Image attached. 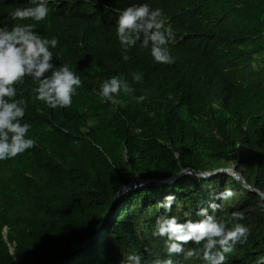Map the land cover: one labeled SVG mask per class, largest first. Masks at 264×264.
I'll return each mask as SVG.
<instances>
[{"label": "trees", "instance_id": "obj_1", "mask_svg": "<svg viewBox=\"0 0 264 264\" xmlns=\"http://www.w3.org/2000/svg\"><path fill=\"white\" fill-rule=\"evenodd\" d=\"M26 2L0 0V20ZM130 2L49 0L48 17L24 21L59 37L54 63L68 62L82 85L69 107L57 109L35 100L34 82L16 85L29 101L25 119L37 143L0 161V264H122L134 252L153 264L166 255L163 238L151 235L156 217L199 219L195 210L224 188L234 196L217 200L218 219L236 208L250 228L225 264L264 259V212L256 192L231 174L185 173L127 190L112 206L130 180L187 168L233 167L264 189V0H147L173 27L170 65L154 62L139 44L121 59L114 9ZM132 72L143 80L134 81ZM113 74L130 87L116 103H101L98 80ZM168 192L176 201L164 213L157 202Z\"/></svg>", "mask_w": 264, "mask_h": 264}, {"label": "clouds", "instance_id": "obj_2", "mask_svg": "<svg viewBox=\"0 0 264 264\" xmlns=\"http://www.w3.org/2000/svg\"><path fill=\"white\" fill-rule=\"evenodd\" d=\"M26 3L27 7H17L0 20V161L12 159L37 143L29 134L33 125L25 119L29 101L17 95V84L26 79L34 82L31 93L35 100L50 109L69 107L82 85L81 76L68 62L54 63L53 50L59 44V37L42 35L34 30L35 25L24 22L48 17L49 0H27ZM114 11L117 13L115 36L122 50V60H129V50L139 44L149 50L154 62L162 65L175 62L170 51V45L176 42L175 33L162 8L153 7L147 0H133ZM131 76L136 82L143 80L142 72H132ZM129 87L127 79L113 74L98 80L94 91L101 103H116L118 93ZM136 99L143 101L145 97L141 94ZM254 191L258 197L256 206L264 212V189L256 187ZM233 196L231 188H224L217 193V200H229ZM217 200L198 207L195 215L199 219L196 220H181L174 214L157 216L151 235L163 238L166 255L155 258L153 264H176L173 255L185 262L196 258L201 264H225L229 259L227 254L248 239L250 228L243 222L245 213L236 208L228 212L225 219H218L216 213L221 204ZM175 201V194L168 192L157 203L164 213H169ZM262 262L264 259L258 264ZM122 264H143V261L141 255L134 252L129 253Z\"/></svg>", "mask_w": 264, "mask_h": 264}, {"label": "water", "instance_id": "obj_3", "mask_svg": "<svg viewBox=\"0 0 264 264\" xmlns=\"http://www.w3.org/2000/svg\"><path fill=\"white\" fill-rule=\"evenodd\" d=\"M206 172H208V171H206V170H195V169L187 168V169L181 170V171L174 173V174H172L168 177H165V178H135L133 180H130L127 184L120 186L118 188V190L115 193V198L113 200L112 206H114L117 203L118 199L120 198V195L127 190L138 188V187H141V186H144L147 184H162V183L173 182L179 176H181L185 173H193V174H196V175L201 176V177H210L217 172L228 173V174H231L236 179H238L239 181H241L243 186H245L247 189L255 192L254 191L255 188L252 187L251 185H249L245 181V179L242 177L240 172L236 171L233 167L221 168V169L211 171L212 175H205Z\"/></svg>", "mask_w": 264, "mask_h": 264}]
</instances>
